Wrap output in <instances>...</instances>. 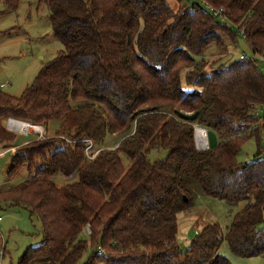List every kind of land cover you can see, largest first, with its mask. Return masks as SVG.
Listing matches in <instances>:
<instances>
[{
	"label": "trees",
	"instance_id": "trees-1",
	"mask_svg": "<svg viewBox=\"0 0 264 264\" xmlns=\"http://www.w3.org/2000/svg\"><path fill=\"white\" fill-rule=\"evenodd\" d=\"M40 1L64 50L20 97L0 88V146L15 151L9 175L36 170L0 189V205L26 208L42 224V244L18 264H78L90 247L85 264H232L224 242L237 257L264 256V0H178L177 10L169 0ZM1 2L0 17L20 6ZM225 39L244 40L252 57L219 66L197 59ZM9 119L44 127V139L16 144ZM26 123L11 127L42 132ZM196 126L217 135L216 148L197 149ZM252 138L256 159L240 163ZM155 149L169 154L152 162ZM77 172L65 187L49 178ZM201 197L245 206L225 233L207 224L183 251L179 216Z\"/></svg>",
	"mask_w": 264,
	"mask_h": 264
},
{
	"label": "rangeland",
	"instance_id": "rangeland-1",
	"mask_svg": "<svg viewBox=\"0 0 264 264\" xmlns=\"http://www.w3.org/2000/svg\"><path fill=\"white\" fill-rule=\"evenodd\" d=\"M194 2L196 0H190L189 2L186 0L182 5L190 6V3ZM180 5L181 2L178 0H169V6L174 10H177ZM2 11H4V5L0 0V13ZM228 26L236 30L232 25L228 24ZM63 50L62 44L54 38L50 22V9L47 4L40 0H20L17 11L0 17V88L5 93L20 97L25 89L33 83L39 71ZM242 55L246 56L247 60L252 57V51L244 40L239 39L234 44L225 39L222 46H211L203 56L197 59L204 58L210 64L213 61H218L219 66L222 64L229 65ZM257 61L259 67L264 71L263 58L258 57ZM184 87L188 89L187 86ZM262 113V111H259L258 114L262 115ZM7 123L8 120L5 121L6 126ZM54 127L56 126H52L49 132H55ZM13 132H16L17 135L16 144L22 145L32 139L36 140L38 137L40 139L38 134L43 133V128L42 132L39 130L41 133L35 130L29 132L14 130ZM19 133H28V135ZM207 136L206 130H197V139L201 145L206 146ZM114 144L115 141L109 136L106 145L112 146ZM105 146L102 148H105ZM3 151L6 150L0 146V153ZM6 152V155L0 156V189H6L23 181L35 179L36 170L30 172L26 167L15 175H9L15 151ZM257 152L256 139L252 138L243 147L238 156V161L240 163L253 161L256 159ZM168 154L169 150L155 149L149 154V159L152 162L162 160ZM121 157L125 167L129 168L131 165L130 160L125 155ZM49 178L54 180L59 187H65L76 183L79 180V173L77 172L71 176L53 175ZM244 206L245 202L232 206L219 199L209 197L198 199L190 210L181 213L179 216L178 238L181 249L186 251L190 246L191 239L207 224L218 223L225 233ZM0 233L2 234L5 252L0 254V264H18L19 258L28 248L37 247L43 242L40 220L36 216L31 217L29 210L23 207L0 205ZM93 251L90 247L78 264H85ZM220 252L228 257L232 264H264V256L255 258L235 256L226 242L223 243Z\"/></svg>",
	"mask_w": 264,
	"mask_h": 264
},
{
	"label": "built area",
	"instance_id": "built-area-1",
	"mask_svg": "<svg viewBox=\"0 0 264 264\" xmlns=\"http://www.w3.org/2000/svg\"><path fill=\"white\" fill-rule=\"evenodd\" d=\"M206 7H207V9H208V11L214 16V17H216V18H218L222 23H226V24H229L228 23V20H227V17L224 15V11L223 10H216V9H214L213 7H211V6H209V5H206ZM237 33H238V35L239 36H243L244 35V33H243V31L242 30H238L237 31ZM246 56H244V55H242V56H240V58L241 59H244ZM2 88H3V86H2ZM11 120H15V119H9L8 120V123H7V126H6V128L8 127V130L9 131H11V129L9 128V125H10V122H11ZM29 124V123H28ZM31 125V124H30ZM31 126H33V125H31ZM34 127H39V128H43V133L42 134H38L39 136H40V138L41 139H44V137H45V129H44V127H41V126H34ZM197 128H199V127H195V141H196V147H197V149L198 150H200V151H206V150H209V148H210V146H209V142H208V146L206 147V148H204V147H202L201 146V144H200V142L196 139V130H197ZM199 129H202V128H199ZM205 130V129H204ZM207 131V130H206ZM11 132H13V131H11ZM208 132V131H207ZM13 133H16V132H13ZM19 134H22V135H28V133H19ZM34 134H37V133H34ZM209 140V139H208ZM70 142V141H69ZM85 142L88 144V148H87V150H86V156H87V158L89 159V160H93L96 156H97V154H98V152H95V153H92V150H93V148H94V145H93V142L92 141H90V140H85ZM6 151H3V152H1L0 153V156H4V155H6ZM86 232L88 233V234H90L91 233V229H90V227H87L86 228Z\"/></svg>",
	"mask_w": 264,
	"mask_h": 264
},
{
	"label": "water",
	"instance_id": "water-1",
	"mask_svg": "<svg viewBox=\"0 0 264 264\" xmlns=\"http://www.w3.org/2000/svg\"><path fill=\"white\" fill-rule=\"evenodd\" d=\"M190 0H188L189 2ZM187 120L189 121H193L197 118V114H194V115H191V116H184ZM19 121V120H17ZM34 127V126H33ZM8 129V127H7ZM32 133V132H31ZM33 134V133H32ZM208 138H209V146L210 148L209 149H214L217 147L218 145V139H217V135L212 132V131H208Z\"/></svg>",
	"mask_w": 264,
	"mask_h": 264
},
{
	"label": "bare ground",
	"instance_id": "bare-ground-1",
	"mask_svg": "<svg viewBox=\"0 0 264 264\" xmlns=\"http://www.w3.org/2000/svg\"><path fill=\"white\" fill-rule=\"evenodd\" d=\"M11 122L12 123H10V125H9V127L11 128V130H13L14 131V129H12V127H11V125L13 124V123H15V122H18V121H13V120H11ZM23 123V122H22ZM27 124V123H26ZM29 125V124H28ZM199 128H197V130H198ZM197 130H196V139H197ZM31 131H33V130H31ZM33 133V132H32ZM208 133V132H207ZM207 139H209L208 138V136H207ZM198 140V139H197ZM208 142H209V140H208ZM208 142H207V144H206V146H203V145H201L202 147H204V148H206L207 146H208ZM201 144V143H200Z\"/></svg>",
	"mask_w": 264,
	"mask_h": 264
},
{
	"label": "crops",
	"instance_id": "crops-1",
	"mask_svg": "<svg viewBox=\"0 0 264 264\" xmlns=\"http://www.w3.org/2000/svg\"><path fill=\"white\" fill-rule=\"evenodd\" d=\"M17 131V130H16ZM20 132V131H19Z\"/></svg>",
	"mask_w": 264,
	"mask_h": 264
}]
</instances>
